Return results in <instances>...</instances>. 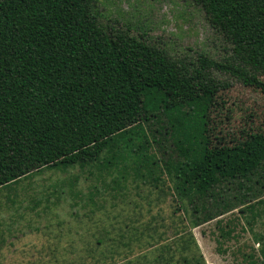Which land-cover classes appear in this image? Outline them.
<instances>
[{"label": "trees", "instance_id": "obj_1", "mask_svg": "<svg viewBox=\"0 0 264 264\" xmlns=\"http://www.w3.org/2000/svg\"><path fill=\"white\" fill-rule=\"evenodd\" d=\"M192 1L229 43V57L173 55L144 34L103 25L94 0H0V189L96 157L135 123L163 115L186 158L174 165L181 191L201 222L238 207L252 215L264 201V133L210 147L199 105L227 85L211 70L264 94V0Z\"/></svg>", "mask_w": 264, "mask_h": 264}, {"label": "rangeland", "instance_id": "obj_2", "mask_svg": "<svg viewBox=\"0 0 264 264\" xmlns=\"http://www.w3.org/2000/svg\"><path fill=\"white\" fill-rule=\"evenodd\" d=\"M94 1L103 25L144 34L173 55H231L192 0ZM211 71L227 85L200 101L208 145L264 133V94ZM165 120L139 121L96 157L60 161L0 189V264H264V201L252 215L238 207L201 222L181 191L174 165L186 158ZM41 193L51 202L36 203Z\"/></svg>", "mask_w": 264, "mask_h": 264}, {"label": "crops", "instance_id": "obj_3", "mask_svg": "<svg viewBox=\"0 0 264 264\" xmlns=\"http://www.w3.org/2000/svg\"><path fill=\"white\" fill-rule=\"evenodd\" d=\"M193 238L196 239L195 236H193ZM196 241H197V240H196Z\"/></svg>", "mask_w": 264, "mask_h": 264}]
</instances>
